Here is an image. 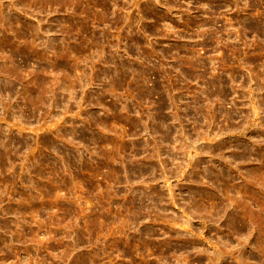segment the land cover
<instances>
[{
  "label": "rangeland",
  "instance_id": "rangeland-1",
  "mask_svg": "<svg viewBox=\"0 0 264 264\" xmlns=\"http://www.w3.org/2000/svg\"><path fill=\"white\" fill-rule=\"evenodd\" d=\"M0 264H264V0H0Z\"/></svg>",
  "mask_w": 264,
  "mask_h": 264
}]
</instances>
